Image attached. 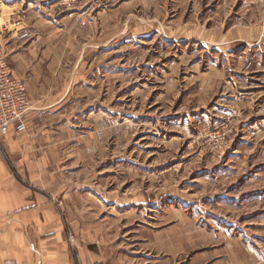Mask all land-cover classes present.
<instances>
[{"label":"rangeland","instance_id":"rangeland-1","mask_svg":"<svg viewBox=\"0 0 264 264\" xmlns=\"http://www.w3.org/2000/svg\"><path fill=\"white\" fill-rule=\"evenodd\" d=\"M0 21L48 47L76 262L97 235L105 264H264V0H0Z\"/></svg>","mask_w":264,"mask_h":264},{"label":"crops","instance_id":"crops-1","mask_svg":"<svg viewBox=\"0 0 264 264\" xmlns=\"http://www.w3.org/2000/svg\"><path fill=\"white\" fill-rule=\"evenodd\" d=\"M5 25L0 21V50L14 75L25 81L33 109L26 132L11 130L0 139V264H105L102 253L92 249L102 245L97 235L80 240L81 258H73L67 231L80 229L79 221L62 209L69 194L61 190L57 198L59 187L48 169L54 148L42 142L52 133L45 116L63 100L54 87L48 47L16 37Z\"/></svg>","mask_w":264,"mask_h":264},{"label":"built area","instance_id":"built-area-1","mask_svg":"<svg viewBox=\"0 0 264 264\" xmlns=\"http://www.w3.org/2000/svg\"><path fill=\"white\" fill-rule=\"evenodd\" d=\"M7 30V26H4ZM29 36L27 31L20 33L21 38ZM33 109L25 81L14 75L6 55L0 50V139L11 130L24 133L28 130L26 117ZM75 247L76 239L70 237Z\"/></svg>","mask_w":264,"mask_h":264}]
</instances>
